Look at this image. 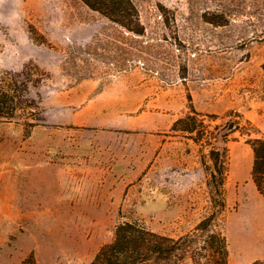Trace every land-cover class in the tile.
Segmentation results:
<instances>
[{"label":"rangeland","instance_id":"374dc122","mask_svg":"<svg viewBox=\"0 0 264 264\" xmlns=\"http://www.w3.org/2000/svg\"><path fill=\"white\" fill-rule=\"evenodd\" d=\"M133 2L143 34L81 0H0V75L27 78L38 119H0V264H90L124 221L191 232L218 213L219 132L228 264L264 261L249 144L264 137V0ZM191 106L197 139L172 128Z\"/></svg>","mask_w":264,"mask_h":264},{"label":"trees","instance_id":"16d2710c","mask_svg":"<svg viewBox=\"0 0 264 264\" xmlns=\"http://www.w3.org/2000/svg\"><path fill=\"white\" fill-rule=\"evenodd\" d=\"M81 1L123 28L144 33L133 0ZM22 76L10 72L0 75V119L34 127L38 119L33 104L24 98L29 82ZM190 109L172 128L194 135L197 139L201 134V122L195 108L191 106ZM221 136L220 132L216 134L215 146L210 150L212 163L208 180L212 195L219 202L218 213L206 216L191 232L177 238L157 233L133 221L121 222L115 229L113 240L98 250L90 264H179L187 257L195 260L211 258L212 264H228L227 239L218 224V214L225 206L223 187L229 157ZM249 144L254 156L252 178L264 196V137L255 138ZM22 264H36V261L30 256ZM252 264H264V261L257 260Z\"/></svg>","mask_w":264,"mask_h":264},{"label":"water","instance_id":"95a60500","mask_svg":"<svg viewBox=\"0 0 264 264\" xmlns=\"http://www.w3.org/2000/svg\"><path fill=\"white\" fill-rule=\"evenodd\" d=\"M231 127V126H230Z\"/></svg>","mask_w":264,"mask_h":264}]
</instances>
